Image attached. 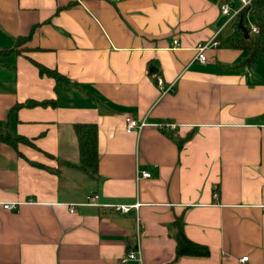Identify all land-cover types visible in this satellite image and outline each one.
<instances>
[{
  "label": "crops",
  "instance_id": "crops-1",
  "mask_svg": "<svg viewBox=\"0 0 264 264\" xmlns=\"http://www.w3.org/2000/svg\"><path fill=\"white\" fill-rule=\"evenodd\" d=\"M221 1L0 0V134L32 142L0 140V264H264V56L229 43ZM78 122L98 125L92 176ZM177 218L210 255H176Z\"/></svg>",
  "mask_w": 264,
  "mask_h": 264
},
{
  "label": "trees",
  "instance_id": "trees-1",
  "mask_svg": "<svg viewBox=\"0 0 264 264\" xmlns=\"http://www.w3.org/2000/svg\"><path fill=\"white\" fill-rule=\"evenodd\" d=\"M248 15H253L256 25L259 26L258 33H251V28H248L250 33L247 36L242 29L240 23L245 25V20ZM234 31L228 38L229 43L239 49L248 50L250 55L246 62L251 64L253 60L259 55L264 56V0H252L243 11L232 21ZM26 42L25 37H19L16 42L15 49L17 52H22L20 47ZM34 64L38 66L41 74H46L55 78L57 81L68 80V78L57 71L51 69L46 65L33 60ZM48 101L42 102L46 105ZM34 101H28L26 105H35ZM74 129L79 142V162L78 164H71L73 167H78L89 175H93L97 171L99 163V148H98V125L93 122H78L74 124ZM189 139L178 138V146L183 147L184 143ZM0 140L10 143L17 148L19 142L32 143L27 137L21 135H12L10 133L0 134ZM184 221L182 218H177L175 221L176 231V255L179 256H200L205 257L210 255V248L202 243L191 240L185 233Z\"/></svg>",
  "mask_w": 264,
  "mask_h": 264
},
{
  "label": "built area",
  "instance_id": "built-area-1",
  "mask_svg": "<svg viewBox=\"0 0 264 264\" xmlns=\"http://www.w3.org/2000/svg\"><path fill=\"white\" fill-rule=\"evenodd\" d=\"M252 0H222L220 3V8L222 11V14L225 15L226 17V23L232 22L242 11L243 9L251 3ZM251 28V33H258L259 32V26L258 25H252ZM219 32V30L216 32V34ZM175 43H177L178 41L175 40ZM219 44V41L216 39H210L204 43H200L196 50H197V55L196 58L197 60H199L200 62H206L208 60V56L206 54L207 49L217 46ZM156 82L158 84V86L162 89L163 92H167L170 87H166V85L164 84V80L163 77L158 74L156 76ZM147 124V122L145 120L143 121H139L137 119H134L131 116H127L126 117V129L127 131H134L136 129H142L145 125ZM171 128L175 127V125H169ZM137 176L138 177H150L152 176L151 171L147 170V169H138L137 170ZM217 195V194H216ZM99 197V194H94V195H90L88 196V201L86 202L87 204H96L97 199ZM4 208L7 209H11L14 208L16 206V203H4ZM116 209L126 213L128 211H130V209L132 207H138V204L135 205H130V204H116L115 205ZM71 211H74L73 206L71 207ZM139 221V217L137 219ZM139 222H138V234H139ZM249 259L248 255H245L243 257L240 258L241 262H245ZM127 260H138L140 262H142V252H141V247H140V243H138L136 249H131L126 256L122 259V261H127Z\"/></svg>",
  "mask_w": 264,
  "mask_h": 264
},
{
  "label": "rangeland",
  "instance_id": "rangeland-1",
  "mask_svg": "<svg viewBox=\"0 0 264 264\" xmlns=\"http://www.w3.org/2000/svg\"><path fill=\"white\" fill-rule=\"evenodd\" d=\"M256 21L253 15H248L246 20H245V26L250 28L252 25H255ZM229 29H232L231 26H229Z\"/></svg>",
  "mask_w": 264,
  "mask_h": 264
},
{
  "label": "water",
  "instance_id": "water-1",
  "mask_svg": "<svg viewBox=\"0 0 264 264\" xmlns=\"http://www.w3.org/2000/svg\"><path fill=\"white\" fill-rule=\"evenodd\" d=\"M240 25L242 26V29L244 30L245 34L248 36L250 33L248 27H246L242 22L240 23Z\"/></svg>",
  "mask_w": 264,
  "mask_h": 264
}]
</instances>
